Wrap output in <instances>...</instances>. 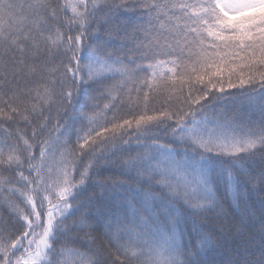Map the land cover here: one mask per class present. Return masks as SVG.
<instances>
[{"label": "snow or ice", "instance_id": "obj_1", "mask_svg": "<svg viewBox=\"0 0 264 264\" xmlns=\"http://www.w3.org/2000/svg\"><path fill=\"white\" fill-rule=\"evenodd\" d=\"M0 264H264V0H0Z\"/></svg>", "mask_w": 264, "mask_h": 264}, {"label": "trees", "instance_id": "obj_2", "mask_svg": "<svg viewBox=\"0 0 264 264\" xmlns=\"http://www.w3.org/2000/svg\"><path fill=\"white\" fill-rule=\"evenodd\" d=\"M70 14V13H69ZM143 75V74H142Z\"/></svg>", "mask_w": 264, "mask_h": 264}]
</instances>
